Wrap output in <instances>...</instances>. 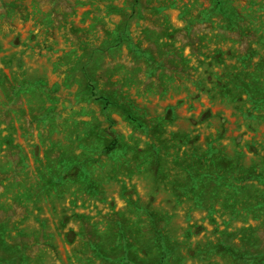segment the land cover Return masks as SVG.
<instances>
[{
  "label": "rangeland",
  "instance_id": "rangeland-1",
  "mask_svg": "<svg viewBox=\"0 0 264 264\" xmlns=\"http://www.w3.org/2000/svg\"><path fill=\"white\" fill-rule=\"evenodd\" d=\"M0 264H264V0H0Z\"/></svg>",
  "mask_w": 264,
  "mask_h": 264
},
{
  "label": "trees",
  "instance_id": "trees-1",
  "mask_svg": "<svg viewBox=\"0 0 264 264\" xmlns=\"http://www.w3.org/2000/svg\"><path fill=\"white\" fill-rule=\"evenodd\" d=\"M100 100H103V102H104L105 104H109V103H110L109 100H108L107 98H100ZM129 117H130L131 119H134L133 116H129ZM115 146H116V140H114L112 144L108 145V146H107V149H108L109 151H112V150L115 149Z\"/></svg>",
  "mask_w": 264,
  "mask_h": 264
}]
</instances>
